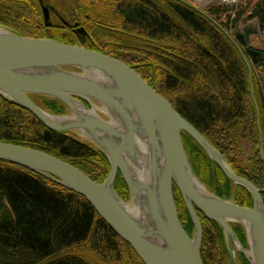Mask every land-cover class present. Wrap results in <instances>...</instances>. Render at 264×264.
Wrapping results in <instances>:
<instances>
[{
  "label": "trees",
  "instance_id": "obj_1",
  "mask_svg": "<svg viewBox=\"0 0 264 264\" xmlns=\"http://www.w3.org/2000/svg\"><path fill=\"white\" fill-rule=\"evenodd\" d=\"M69 2L64 16L72 22L74 18L87 31V48L134 69L218 150L237 176L260 191L264 202L260 157H264V48L251 47L254 32L249 27L239 29L240 24L256 21L264 42V0H243L236 7L210 6L204 11L179 0H79L73 6ZM0 26L21 37L77 45L73 25L67 27L66 40L45 33L50 28L45 27L35 0H0ZM31 98L51 113L66 112L55 100ZM182 141L194 173L211 192L252 207L250 194L232 185L190 137L182 135ZM0 142L58 158L97 184L110 171L108 160L95 147L47 130L31 113L1 96ZM172 189L178 219L192 236L194 225L177 188ZM114 190L128 202L119 173ZM196 212L203 231V264H230L219 226ZM232 229L247 249L243 229L239 225ZM236 258L239 264H248L240 253ZM0 264L143 262L84 198L0 161Z\"/></svg>",
  "mask_w": 264,
  "mask_h": 264
},
{
  "label": "water",
  "instance_id": "obj_2",
  "mask_svg": "<svg viewBox=\"0 0 264 264\" xmlns=\"http://www.w3.org/2000/svg\"><path fill=\"white\" fill-rule=\"evenodd\" d=\"M41 10L49 29L51 8L41 3ZM72 28L82 47L21 37L0 26V96L31 113L47 130L80 138L102 152L110 167L107 177L97 184L58 158L5 142H0V161L84 198L143 264H203V232L196 211L219 226L230 264H239L236 253L248 264H264L260 191L237 176L218 150L134 69L89 50L90 37L84 27L76 23ZM32 96L55 100L66 112L51 113L34 103ZM182 135L190 137L232 185L250 194L252 207L219 198L200 181ZM118 173L127 187L128 202L114 190ZM173 185L194 225L191 237L178 219ZM232 225L243 229L247 249Z\"/></svg>",
  "mask_w": 264,
  "mask_h": 264
},
{
  "label": "flooded vegetation",
  "instance_id": "obj_3",
  "mask_svg": "<svg viewBox=\"0 0 264 264\" xmlns=\"http://www.w3.org/2000/svg\"><path fill=\"white\" fill-rule=\"evenodd\" d=\"M38 5H39V1L35 0ZM47 2V4L50 5V7H52L54 9V12H50V30L49 32L45 31V33L49 36L55 37V35H57V37L59 36L62 40H66L67 38V34H69V30H67L68 28H70L72 25L76 24L77 21L73 19L69 20V18H67L66 16H64V14L69 10L67 9L66 6H71V3L69 2V0H45ZM79 0H76V4H78ZM68 20V21H66ZM68 27V28H67ZM72 32H73V28H71ZM77 42L80 44L81 42L79 41V39L75 36ZM54 40V39H53ZM74 40V39H72ZM75 41V40H74ZM61 42V41H60ZM77 43L78 46H80ZM183 227V226H182ZM184 231L190 235L187 230V228H183ZM191 237V235H190Z\"/></svg>",
  "mask_w": 264,
  "mask_h": 264
},
{
  "label": "rangeland",
  "instance_id": "obj_4",
  "mask_svg": "<svg viewBox=\"0 0 264 264\" xmlns=\"http://www.w3.org/2000/svg\"><path fill=\"white\" fill-rule=\"evenodd\" d=\"M39 1V0H38ZM41 1V3L43 4V6H48V7H50V5L49 4H47V2L45 1V0H40ZM40 1H39V6H40V8H41V3H40ZM72 1V6H73V2H75L76 0H71ZM241 1H243V0H241ZM240 1V2H241ZM218 2V0H211V2H209V0H204V4H203V2H200L199 4L201 5H199V4H197V5H191L192 7H194V8H196V9H200V10H202V11H204V10H206L208 7H210V5H212V4H215V3H217ZM51 8V11L50 12H54V9L52 8V7H50ZM67 9H68V7H67ZM41 12H42V10H41ZM43 22H44V20H43ZM78 24V23H77ZM78 26H80L79 24H78ZM3 27V26H2ZM246 27H249L253 32H254V34L250 37V45H251V47H254V48H257V49H262V48H264V42H263V39L261 38V36L259 35V33H258V31H257V22L256 21H251V22H247L246 24H240V26H239V29L241 30V31H243ZM50 28V27H49ZM8 30V29H7ZM75 35V34H74ZM44 38V37H43ZM39 39H41V38H39ZM78 43V42H77ZM76 43V44H77ZM76 46H78V45H76ZM75 137V136H74ZM176 205V204H175ZM177 209V208H176ZM201 222V221H200ZM202 226V225H201ZM203 232V231H202ZM202 239H203V237H202Z\"/></svg>",
  "mask_w": 264,
  "mask_h": 264
},
{
  "label": "built area",
  "instance_id": "obj_5",
  "mask_svg": "<svg viewBox=\"0 0 264 264\" xmlns=\"http://www.w3.org/2000/svg\"><path fill=\"white\" fill-rule=\"evenodd\" d=\"M179 1L184 2V3H187L189 5H197L200 2H203V4H204V0H179ZM240 1L241 0H218L217 3L212 4L210 6L227 5V6H230V7H236L238 5V3H240ZM209 2H211V0H209Z\"/></svg>",
  "mask_w": 264,
  "mask_h": 264
},
{
  "label": "bare ground",
  "instance_id": "obj_6",
  "mask_svg": "<svg viewBox=\"0 0 264 264\" xmlns=\"http://www.w3.org/2000/svg\"><path fill=\"white\" fill-rule=\"evenodd\" d=\"M80 139V138H79ZM81 140V139H80ZM82 141V140H81Z\"/></svg>",
  "mask_w": 264,
  "mask_h": 264
}]
</instances>
